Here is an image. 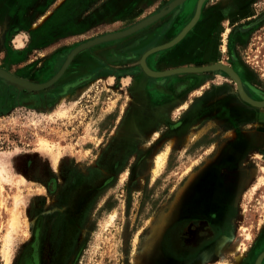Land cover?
I'll use <instances>...</instances> for the list:
<instances>
[{"label":"rangeland","instance_id":"rangeland-1","mask_svg":"<svg viewBox=\"0 0 264 264\" xmlns=\"http://www.w3.org/2000/svg\"><path fill=\"white\" fill-rule=\"evenodd\" d=\"M17 1L0 0V69L34 84L44 83L79 41L65 39L70 35L60 25L57 11L46 7L49 0L20 6ZM133 1L137 16L144 3L153 0ZM235 2L239 6L232 10ZM204 6L206 17L212 18L214 53L220 46L217 60L237 64L245 83L264 92V0H207ZM243 8L250 18L233 27L231 16ZM250 22L257 23L244 34L236 33ZM41 32L42 37L33 42L32 35L36 38ZM82 72L73 63L42 91L19 90L0 79V167L7 180L0 193V264L7 263L3 251L16 209L20 225L11 233L9 264H152L147 252L154 237L166 225L171 206L186 200L188 191L178 192L180 185L195 167L213 156L227 140L222 135L235 123L217 114L211 119L204 112L198 126L178 133L130 141L107 136L123 126V122L113 123L122 91L106 84L97 88L93 83L68 93L61 89ZM228 86L234 88L231 83ZM230 92L234 98L230 103L243 107V100ZM256 108L246 105L245 109L257 113ZM40 140L49 142V149L42 150ZM212 142L213 148L204 154ZM228 148L232 147L221 146L219 154L227 155ZM261 155L253 167L254 183L237 200L229 239L224 235L195 264L222 260L238 264L233 251L239 239L248 247L246 256H251L264 225V186L253 192L264 174ZM207 165L185 185L192 187L207 169L213 170ZM199 197L194 194L187 208L201 202ZM209 198L205 193L202 201Z\"/></svg>","mask_w":264,"mask_h":264},{"label":"flooded vegetation","instance_id":"flooded-vegetation-1","mask_svg":"<svg viewBox=\"0 0 264 264\" xmlns=\"http://www.w3.org/2000/svg\"><path fill=\"white\" fill-rule=\"evenodd\" d=\"M122 1L49 0L46 7L57 11L56 15L60 17V25L70 35L65 39L78 40L79 44H81L94 38L123 32L158 13L160 9L166 8L173 0H153L151 3L146 1L144 9L141 8L137 16H135V11L133 10L134 1L132 2L131 0L127 3ZM187 1L185 0L180 6L175 7L163 17L136 31L99 43L76 55L70 65L73 63L78 64L80 69H83V72L61 85V89L66 93L71 88L89 86L92 83L97 84V88L98 84L100 87L106 84L122 91L117 100V105H115V110H117L113 111L115 113L113 123L123 122V126L117 132L110 131L107 136H113L124 141L139 140L156 135L161 137V135L169 132L178 133L182 129L186 130L189 126L195 128L194 126H198V124L193 125L192 123L198 121L199 116L203 115L204 112H206L207 116L211 115V119L217 114L218 118L231 122V124L235 122L232 124L233 128L222 135V138H227V140L217 146L215 153H211L213 156L206 158V161L195 167L190 176L192 177L194 173L200 171L204 164L211 165L213 170L203 174L201 179L195 180L196 183H193L192 187L185 185L189 178L184 180L178 192H181L183 188L184 191L186 188L185 191H188L186 200L183 203H178L174 208L171 206L172 208L168 212L177 214H232L225 215V217H222L223 214H221L219 219L216 217L187 219L181 218L177 214L174 215V218L170 215L166 225L154 237V243L147 252L149 261L152 264H195L199 257L211 250L224 235L226 239H229L237 200L245 192L240 191L233 194L226 206L211 200L215 197L217 188L212 186L213 181H217L222 177L220 171L214 169L213 164L222 163L227 165L229 164L227 159L232 158L233 154H221L218 159L216 156L219 154L221 146L230 145L236 150L235 153L238 152L237 145L242 144L240 140L243 139L244 129L249 127L243 121L239 122V116L243 114L246 105L251 104L243 101V107H234L233 105L236 103H230V98L234 99L230 97V89L237 100L241 101V98L237 92L235 82L233 80L230 81L229 75L222 71H217V73L214 71L202 73L177 71L183 68L205 67L221 62L215 56L219 53L220 46L217 49L215 48L214 53L212 42L214 30L210 25L212 18H210L209 25L206 26L205 23L203 28V30L205 29L204 44L199 45L198 43V48L195 47V42L193 45L192 43L188 45L191 39L190 34L192 37L194 35L193 29L204 19H207V13L204 8L207 0L202 5L197 23L182 39L170 47L154 50L171 43L193 18L198 0ZM244 11L246 10L243 8L238 13H244ZM39 15L37 13L36 16ZM50 15L55 14L51 12ZM232 18L231 16V21L233 20ZM249 18L243 20H248ZM256 23L243 24L236 29V33L244 34L246 32L243 31L248 32ZM31 39L34 41L35 37L32 35ZM194 41L198 42V39L195 38ZM227 52L230 54L228 48ZM221 64L226 65L223 62ZM226 66L230 67L239 76L243 91L249 98L255 101L264 100L263 91L256 87H250L245 83L242 70L237 64ZM173 71L175 72L166 75ZM218 79H221V82ZM230 83L234 85V88H229L228 85ZM227 100H229L228 103ZM251 106L256 108L253 105ZM119 115L121 116L119 117ZM121 117H123V120ZM167 122L168 124H166ZM189 122L192 123L188 125ZM164 126H166L167 130L162 129ZM199 130H196L195 133ZM217 134L219 133L215 135ZM214 143L208 144L203 153L210 151ZM127 147H130V145H127ZM261 154L263 152L257 155ZM240 156L251 158L252 155L242 154ZM114 161L115 163L117 162L115 158ZM256 163L252 161L244 163L241 159L239 168L247 172L255 171L253 167L257 165ZM210 177L212 178L210 179ZM254 177L251 176L247 180V188L254 183L252 181ZM196 193L200 196L202 203L195 201L190 208H187V201L191 203L192 197ZM205 193L210 198L203 202L202 197H204ZM175 195L177 196V194ZM177 199L178 197L175 198L176 201ZM261 229L260 235L251 250V256H246L248 254V247H246L243 260L238 264H255L257 257L264 251V225ZM34 245L36 247L37 242ZM34 254L36 257L35 252L33 256ZM260 264H264V257Z\"/></svg>","mask_w":264,"mask_h":264},{"label":"crops","instance_id":"crops-1","mask_svg":"<svg viewBox=\"0 0 264 264\" xmlns=\"http://www.w3.org/2000/svg\"><path fill=\"white\" fill-rule=\"evenodd\" d=\"M31 2H33V0H20L18 5L20 6V4H22V3H23V5L29 4ZM238 6H239V3L235 2L232 5L231 9L234 10ZM249 15L248 16L246 15V11H244V13H238V12L234 13L232 15V17H233L232 22H234V24H235L236 22H238L240 20L247 19L249 17ZM208 16L206 17L207 19H204V21H202L199 25H197V27H195L193 29L194 35L192 37V35L190 34L191 39L189 40L188 45L190 43H192V45H193V43L195 42V44H196L195 47L198 48V43H199V45L202 43L204 44V42H205V39H204L205 38V35H204L205 29L203 30V28L205 27V23H206V26H208L209 22L211 20L210 19L211 16H209V17ZM202 31H204V32L202 33ZM40 34L41 35L36 37L34 39V41H37L42 37V32ZM17 37H21V36L18 35ZM195 38L198 39V42L194 41ZM182 49H183V47H182ZM248 106L252 107L251 105H248ZM257 109L260 110L257 113L247 112L245 109L243 114H241L239 116V122L243 121L245 124H248L249 127L247 129H244L245 133L243 135V139L242 140L239 139L242 144L237 145L238 152L235 153L236 152L235 149L228 148L230 155H232V154L235 155L234 157L232 155V158L227 159L229 164H227V165L222 164V163L213 164L214 169H217L218 171H220V174L222 177H220L217 181H213L212 186L217 187V188H216L215 197H213L211 199L212 202H216V203L218 202V203L226 206L227 203H229V200L233 194L239 193L240 191H245L244 189L246 187V184H248L247 180H249L250 177L253 176L254 171L247 172L245 170H241L239 168V165H241V164H239L241 159L244 161V163L246 161H252L254 163H256L257 161H261V159L256 157L257 156L256 153H260V152L264 151V108H257ZM198 122L199 121H196V122H193L192 124L197 125ZM239 154L240 155L241 154H244V155L251 154L252 156H251V158H245V157L243 158ZM220 155L221 154H218L216 156L217 159ZM208 172H209V169H207L205 174H207ZM190 177H188V178H190ZM175 214H177V213H169V215H172L174 218H175V216H174ZM221 214H223L222 217H225V215H231L232 213H179V214H177V216L180 215L179 217L187 218V219H209L210 217H216L217 219H219L221 217Z\"/></svg>","mask_w":264,"mask_h":264},{"label":"water","instance_id":"water-1","mask_svg":"<svg viewBox=\"0 0 264 264\" xmlns=\"http://www.w3.org/2000/svg\"><path fill=\"white\" fill-rule=\"evenodd\" d=\"M184 1L185 0H173V1H171L166 6V8L160 9L158 11V13L142 20L141 22H139L135 26H133V27H131V28H129L123 32L108 34V35H105L103 37L94 38L90 41L79 44L74 49H72L70 51V53L66 56L65 61L63 62L60 69L55 73V75H53L49 80H47L44 83L34 84L31 82H28V81L21 79L15 75L3 70V69H0V79H2L6 84L15 86L19 90H26V91H42V90H45V89L51 87L53 84H55L60 79V77L64 74L67 67L70 65V63L74 59V57L76 55H78L79 53H81V52H83V51H85V50H87V49H89L95 45H98L99 43L109 41V40H112L115 38H119L121 36H125V35L133 32V31H136V30L156 21L157 19L163 17L164 15L169 13L171 10H173L175 7L180 6ZM204 2H205V0H198L197 6H196V11H195L193 18L182 29V31L179 33V35L171 43L164 45L162 47L155 48L154 50L170 47V46L174 45L175 43H177L180 39H182L185 36V34L187 32H189L193 28V26L197 23L199 16H200L201 8H202V5ZM177 71L178 72H196V73H202V72H208V71H222V72L228 74L232 78V80L235 82L239 97L243 101H245V102H247L253 106L264 108V100L255 101V100H252L251 98H249L243 91L242 83H241L239 76L230 67H228L226 65H223L221 63H215V64L205 66V67L183 68V69H179ZM174 72L175 71L169 72L166 75H169V74L174 73ZM5 78H9V79L15 81L17 84L16 83H10V82L6 81ZM263 257H264V251L262 253H260V255L257 257L255 264H260Z\"/></svg>","mask_w":264,"mask_h":264},{"label":"bare ground","instance_id":"bare-ground-1","mask_svg":"<svg viewBox=\"0 0 264 264\" xmlns=\"http://www.w3.org/2000/svg\"><path fill=\"white\" fill-rule=\"evenodd\" d=\"M5 80L6 81H8V82H10V83H16L15 81H13V80H11V79H9V78H5ZM17 84V83H16ZM254 107H256V106H254ZM258 108H261V107H258ZM49 146H50V143L49 142H47V141H45V140H40L39 141V147L42 149V150H47V149H49ZM261 157L262 158H264V153L261 155ZM264 160V159H263ZM158 167H160L161 166V164H162V160H161V158L160 159H158ZM4 171H5V169L4 168H1L0 167V193H1V191L4 189V187H3V182L4 181H7V180H5V177H4ZM263 172H264V169H263ZM261 186H264V174H263V176L261 177V179L259 180V182L257 183V185H256V187H255V189L253 190V192L255 191V190H257V189H259ZM252 191V190H251ZM17 197V196H16ZM16 201H17V203H19V199L17 198L16 199ZM0 202H2L1 201V199H0ZM17 208V207H16ZM12 213H14L13 214V219H12V223H11V226H12V230L10 231V233L7 235V237H6V243H7V245H6V247L4 248V251H3V255H4V258L6 259V264H9V261H8V259H9V254H10V251H8L9 250V245H10V240H11V233H13V232H15L16 231V228H15V226L17 225L18 227H19V219H18V215L16 214V213H19L18 212V210L16 209V210H14ZM250 236L247 234L246 235V238L248 239ZM244 238V237H243ZM245 249H246V244H243V242H242V240L241 239H239L238 240V242L237 243H235V246H234V254L236 255L235 257H236V259H237V262L238 263H241L242 262V260H243V253H244V251H245ZM219 264H236V263H229L228 261H226V260H222L221 262H219Z\"/></svg>","mask_w":264,"mask_h":264}]
</instances>
